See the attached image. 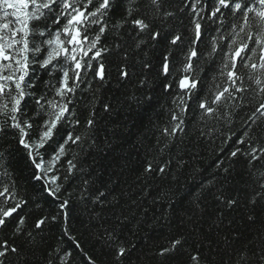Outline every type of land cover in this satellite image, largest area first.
Returning a JSON list of instances; mask_svg holds the SVG:
<instances>
[{
	"label": "snow or ice",
	"instance_id": "6c2138e0",
	"mask_svg": "<svg viewBox=\"0 0 264 264\" xmlns=\"http://www.w3.org/2000/svg\"><path fill=\"white\" fill-rule=\"evenodd\" d=\"M181 2L190 35L186 44L178 32L169 40L172 46L184 45L177 53L179 67L175 59L171 61L172 70L181 73L176 86L182 95L173 101L179 112H187L185 97L191 100L201 83L194 75L197 70L194 60L197 65L202 59L208 60L223 82L197 101L198 108L208 115L214 116L225 101L229 108L242 106L247 93L259 101L248 117L245 130L236 137L229 151L230 158L242 156L250 166L252 195L245 205L250 209L245 218L254 225L256 207L264 203V171L252 170L255 162L264 160V144L251 131V125L264 117V0ZM117 15L118 19L114 20ZM175 17L174 0H0V140L12 137L33 168L32 180L41 184L43 193L58 201L57 215L38 217L33 230H29L28 215L22 214L29 200L21 194L10 170V150L0 145V264H34L37 251L42 252L41 264H69L71 252L62 242L64 239L75 242V237L68 227L70 201L61 199L60 194L65 191L64 183L78 171L73 147L84 142L82 135L68 130L80 125L74 97L82 85L91 88L92 81L103 83L111 63L117 65L118 79L129 77L127 42H117L122 33L127 32L132 38L134 49H141L162 35L161 31L153 30L156 22ZM108 34H113L111 46L105 43ZM202 36L208 37L207 48L198 52L197 45L204 43ZM172 55L168 51L162 56L160 71L164 76L170 75ZM108 57L118 59L109 61ZM143 66L149 70L152 67L150 63ZM172 87L165 85L166 90ZM104 107L107 110L108 105ZM223 118L230 121L231 112ZM172 120L174 127L164 129L169 135L180 131L183 125L181 115L175 112ZM93 126L94 119L90 116L86 127ZM151 170L149 164L145 171ZM223 171L227 174L229 169ZM88 183L84 181L85 185ZM80 198H91L87 189ZM104 198L105 193L98 192L94 200L102 203ZM216 199L229 210L240 204L236 197ZM57 220L63 221L61 242L48 245L41 234L50 221ZM102 239L113 252L114 264H123L130 249L115 230H106ZM184 243L183 236L175 237L157 254L168 258L183 249L187 264H264V224L251 240L240 248H232L227 260L210 242L207 253L201 250L203 243L191 250L185 249ZM74 246L80 247L78 242ZM88 261L95 264L91 257Z\"/></svg>",
	"mask_w": 264,
	"mask_h": 264
},
{
	"label": "trees",
	"instance_id": "16d2710c",
	"mask_svg": "<svg viewBox=\"0 0 264 264\" xmlns=\"http://www.w3.org/2000/svg\"><path fill=\"white\" fill-rule=\"evenodd\" d=\"M182 8L181 0H174L176 17L156 22L153 30L161 31L162 35L141 49H134L132 38L127 32L122 33L117 42H127L130 75L126 80L118 79L117 65L111 63L103 83L92 81L91 88L82 85L74 97L80 125L68 130L82 135L84 142L73 147L78 171L64 183L65 191L60 194L61 199L70 201L68 227L80 245L76 248L74 241L63 240L62 246L71 252L69 264H89L88 257L95 264H114L113 252L102 239L106 230H115L130 249L123 264H187L183 249L168 258L157 254L161 247L179 236L184 238L185 249L191 250L203 243L201 250L207 253L210 242L227 260L232 248L247 243L264 224V203L256 207V224H249L245 218L250 210L245 205L252 195L247 160L229 156L236 137L245 130L248 117L259 101L247 93L242 106L229 108L225 101L214 116L199 109L198 99L208 95L216 85H223L209 61L202 59L199 65L193 61L197 68L194 75L201 83L191 100L185 97L187 112L181 114L173 103L182 93L176 86L181 73L172 70L171 61L175 59L179 67L177 53L184 45L172 46L169 40L178 32L186 44L190 35ZM113 19H118V15ZM202 40L204 43L197 45L198 52L207 48L208 37L202 36ZM105 43L112 45L113 34H108ZM168 51L173 53L170 75L164 76L160 65ZM145 63L152 65L150 70L143 66ZM166 84L173 87L166 90ZM104 105H108L107 110ZM174 112L181 115L183 125L180 131L169 135L164 129L174 127ZM228 112H231L230 121L223 118ZM90 116L94 126L87 128L86 120ZM251 131L264 144V117L251 125ZM63 132L62 129V135ZM0 145L10 150V170L21 194L29 200L22 214L28 215V229L33 230V222L38 217L57 215L58 201L43 193L41 184L32 180L33 168L11 136L0 140ZM149 164L152 165L150 172L145 171ZM160 168L164 171H159ZM224 168L229 169L227 174ZM252 170L264 171V160L255 162ZM63 175L61 171L62 180ZM84 181L89 183L85 185ZM84 189L90 199L81 200ZM98 192L105 193L102 203L94 200ZM217 196L236 197L240 204L229 210L218 202ZM62 227V220L49 222L41 234L48 245L61 242ZM41 255L37 251L34 264H41ZM213 259L218 258L213 256Z\"/></svg>",
	"mask_w": 264,
	"mask_h": 264
}]
</instances>
